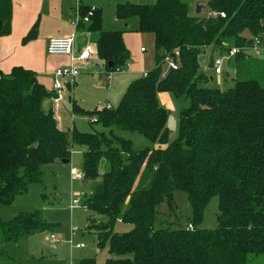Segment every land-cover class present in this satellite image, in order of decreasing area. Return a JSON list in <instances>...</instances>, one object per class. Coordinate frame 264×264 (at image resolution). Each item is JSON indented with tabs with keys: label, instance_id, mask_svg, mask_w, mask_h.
Wrapping results in <instances>:
<instances>
[{
	"label": "trees",
	"instance_id": "trees-1",
	"mask_svg": "<svg viewBox=\"0 0 264 264\" xmlns=\"http://www.w3.org/2000/svg\"><path fill=\"white\" fill-rule=\"evenodd\" d=\"M208 8L225 17H192L184 0L117 5L118 19L136 16L139 31L154 35L155 66L129 84L116 107L90 112L92 123L108 132L60 128L53 110L43 107L53 93L34 70H0V205L43 183V166L70 162L71 147L78 144L85 147L83 181L92 183L85 206L100 217L93 216L89 228H95L99 249L108 247L115 256L105 264H250L263 256L264 84L250 76L227 90L210 88L204 85L199 55L210 46L226 50L262 43L264 0H208ZM78 11L80 30L101 33L96 51L104 74L125 69L130 52L123 32L103 31L100 7L81 2ZM12 17L13 0H0V37L11 33ZM38 32L37 21L23 42L36 39ZM170 57L177 69L162 77ZM164 92L188 101L172 141L169 114L159 99ZM117 130L139 132L157 148L135 149ZM176 192L187 195L192 228L157 227L161 205L177 211ZM216 196L218 225L202 228L205 208ZM120 219L133 228L117 232ZM54 225L37 212H22L0 221L2 242L52 231ZM79 264L97 263L83 258Z\"/></svg>",
	"mask_w": 264,
	"mask_h": 264
},
{
	"label": "rangeland",
	"instance_id": "rangeland-1",
	"mask_svg": "<svg viewBox=\"0 0 264 264\" xmlns=\"http://www.w3.org/2000/svg\"><path fill=\"white\" fill-rule=\"evenodd\" d=\"M57 1V10H51L44 14L39 21V28L49 31H56L64 27L65 22H69L71 29L72 22H77V10L75 0H52ZM91 1L92 4L100 7L103 11V30H118L124 32V42L130 52V61L138 69L151 68L154 64V35L141 33L139 31V19L133 16L127 20L117 17V5L124 3L151 4L156 0H84ZM189 3V14L192 17H206L209 14L208 0H184ZM204 6L203 11L198 14L197 6ZM72 7V9H71ZM71 9V12H70ZM87 22V21H86ZM80 31L76 33L79 41ZM249 35V32H246ZM93 37L95 35L93 34ZM90 40V37H89ZM90 45H87L88 47ZM92 47V45L90 46ZM141 47L146 49L143 53ZM258 50L245 49L243 58H238V62L233 57L223 63L224 72L221 75L215 74L212 69V61L216 58L227 55L225 50L213 47H205L199 55L200 73L207 77L204 85L210 88L227 90L233 87L236 80L257 76L264 84L263 63L257 57L250 56L249 53L257 55ZM95 53V52H94ZM248 54V55H247ZM260 57L261 55H257ZM96 57V55H94ZM83 65V66H82ZM128 66V64H127ZM80 74L74 86L73 99L67 100L60 108H53L54 116L59 118L62 128L71 131L76 128L80 132L106 131L101 124L92 123L95 120L90 112L106 107L108 100L116 107L121 97L115 94L117 101L109 97L111 91V80L109 77L122 75L125 71H117L110 76L104 74L103 62L98 58L93 64H79ZM130 67V65H129ZM128 67V69H129ZM127 68V67H126ZM125 68V69H126ZM237 68L243 73L237 75ZM124 70V69H123ZM252 70V71H251ZM253 73H251V72ZM245 74V76H243ZM160 102L167 109L169 117L167 126L170 130L169 140H175L179 135V124L181 110L188 105L185 99H177L171 93L159 95ZM49 99L44 101V105ZM49 110V105H48ZM116 133L126 139H130L134 148L138 150L147 147L153 149L155 144L146 139L139 132L119 131ZM72 159L68 163H52L42 167L43 183L30 185L28 192L18 195L14 202L9 205H0V221L11 220L20 213H38L47 223L55 224L54 230L37 232L31 236L17 242L4 243L0 233V250L4 255H0V264H79L83 258H94L97 264H105L109 258L115 256L109 253L108 247L98 252L95 228H89L93 222L91 218L98 217L91 209L84 206L85 197L92 190V183H83L82 179L71 174V170L76 168L83 173V150L84 146L72 145ZM80 198V203L71 209L74 198ZM175 200L177 211L172 213L166 204L159 207V217L157 227L167 226L172 223L174 227L187 226L191 218V206L184 192H176ZM219 198L211 199L205 208L203 221L200 227L213 229L218 225ZM100 217H98L99 219ZM106 218L104 217V220ZM95 224V223H94ZM133 228L132 224H126L118 220L115 225L117 232H127ZM77 231L73 234V230ZM55 234L57 240L53 241L50 236ZM83 245V248H78ZM250 264H264V255L252 258Z\"/></svg>",
	"mask_w": 264,
	"mask_h": 264
},
{
	"label": "crops",
	"instance_id": "crops-1",
	"mask_svg": "<svg viewBox=\"0 0 264 264\" xmlns=\"http://www.w3.org/2000/svg\"><path fill=\"white\" fill-rule=\"evenodd\" d=\"M75 1H76L75 10H77V17H78L79 4L81 2L98 8V6L92 4L91 1L90 2L84 0H75ZM186 3L189 5L188 2ZM57 8H58L57 1H52V0H13V17H12L11 33L9 35L0 37V70L3 73L9 74L14 66H23L25 68L32 69L37 73L40 82L48 89V91L52 92L54 72L60 67L69 66L71 60L69 56L50 55L47 51L49 41L53 38L71 37L74 33H76V31L77 32L80 31L81 33L80 37L83 36V40L79 41V37L76 35L75 50L78 52L86 48H91L92 51L95 52L94 55H96V57L89 59L85 63L93 64L94 61L96 62V60L98 59L96 48L101 33L90 32L87 30H80L79 27L78 30L75 29L73 33V30L71 29L69 22H65V26L57 29L56 31H49L48 29H45L43 27L39 28L38 37L36 39L29 41L28 43L23 42V38L28 34V32L31 30L34 24L37 21L39 22L40 19L42 20L44 14L49 13L51 10L52 11L57 10ZM203 9L204 6H202V11ZM189 10H190V5H189ZM73 23L74 22L71 23L72 27H74ZM103 31L109 32L114 30H108V31L103 30ZM124 32H123V37H124ZM93 34L95 35V37H93ZM87 45L90 46L92 45V47L90 46L86 47ZM261 47L264 48V36L261 43ZM143 48L144 47H141L140 51L145 53L146 49L145 51H142ZM243 53L245 54V51ZM249 55L257 57L260 61H262L261 63H264V60L258 57L257 55L255 56L251 53H249ZM242 56L234 57L236 59V62H238V58H243ZM154 61H155V52H154ZM154 66H155V62L149 69L144 68L143 66L142 68L138 69L133 65V61L131 63L128 62L127 68L122 70V71L127 70V73H122V75L109 77V79L111 80V91L109 93V97L112 96L115 102L117 101L115 94H118L119 97L122 98L129 84L133 80L145 75ZM76 83H77V79H76ZM74 86L70 88V90L68 91V96H69L68 99L70 100L73 99V95H72L73 93L71 92L73 91ZM165 93L166 92L161 94H165ZM48 99H49L48 103L46 102L45 105L43 103V107L45 111H50L53 109L52 96L48 97ZM108 104L112 105V102L108 100V103L105 108H107ZM48 105H49V110H48ZM112 107L114 106L112 105ZM55 118L59 122V127L62 128V124L59 118L57 117ZM154 148H157L156 144ZM51 235H55V234H51ZM56 242H60V241H56ZM98 252H101V249H99V247H98Z\"/></svg>",
	"mask_w": 264,
	"mask_h": 264
},
{
	"label": "built area",
	"instance_id": "built-area-1",
	"mask_svg": "<svg viewBox=\"0 0 264 264\" xmlns=\"http://www.w3.org/2000/svg\"><path fill=\"white\" fill-rule=\"evenodd\" d=\"M222 16L225 17V13L223 12H209V17H216V16ZM79 11H78V21L73 23V26L76 30H78L79 26ZM77 33V31H76ZM76 33H74L71 37L66 38H53L49 41L47 51L50 55H59V56H69L71 63L69 66L60 67L58 68L54 74H53V86H52V102H53V108H60L63 103L67 100L68 91L70 88H72L76 84V79L78 75L80 74V67L79 64L85 63L89 59H92L94 56V52L91 48H86L81 51L75 50V43H76ZM246 48L249 47H232L227 48L225 51L227 53L226 56L216 58L212 61V69L217 75H221L224 72L223 69V63L225 60H229L233 57H237L241 53L245 51ZM252 50H258L257 55H261L260 58L264 60V48L261 47L260 41H256L255 45L253 47H250ZM142 51H145V48L142 49ZM166 62V70L163 72L162 77H165L167 74V71L170 69L176 70L177 69V63L175 62L173 57L167 58L165 60ZM108 109L112 108L111 104H108ZM71 174L78 179L84 178V174L81 173L76 168H73L71 170ZM85 197V196H84ZM80 203V198H74L71 203V209L75 208L77 204ZM85 206V205H84ZM189 228H192L191 224H188ZM77 230H73V234H75ZM50 238L55 241L57 240L55 235H51ZM83 245H78V248H83Z\"/></svg>",
	"mask_w": 264,
	"mask_h": 264
},
{
	"label": "water",
	"instance_id": "water-1",
	"mask_svg": "<svg viewBox=\"0 0 264 264\" xmlns=\"http://www.w3.org/2000/svg\"><path fill=\"white\" fill-rule=\"evenodd\" d=\"M202 12V6L201 5H198L197 6V13L200 14ZM1 27H2V21L0 19V30H1ZM69 161L68 160H63L62 163H68ZM84 184H86V182H84Z\"/></svg>",
	"mask_w": 264,
	"mask_h": 264
}]
</instances>
